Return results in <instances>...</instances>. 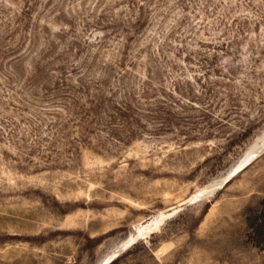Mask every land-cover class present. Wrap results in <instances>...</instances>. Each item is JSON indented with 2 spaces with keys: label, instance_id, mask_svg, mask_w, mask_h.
Wrapping results in <instances>:
<instances>
[{
  "label": "rangeland",
  "instance_id": "1",
  "mask_svg": "<svg viewBox=\"0 0 264 264\" xmlns=\"http://www.w3.org/2000/svg\"><path fill=\"white\" fill-rule=\"evenodd\" d=\"M261 134L264 0H0V264H264Z\"/></svg>",
  "mask_w": 264,
  "mask_h": 264
},
{
  "label": "bare ground",
  "instance_id": "2",
  "mask_svg": "<svg viewBox=\"0 0 264 264\" xmlns=\"http://www.w3.org/2000/svg\"><path fill=\"white\" fill-rule=\"evenodd\" d=\"M263 149H264V134L263 135L261 134L260 136H257V138L251 143L249 148L246 151H244V154L241 156V158L238 160V162L226 174H224L221 178H219L217 180L213 179L214 181L211 184H209L207 186H204V192H207V189L209 187H214L216 185H219V186L226 185L239 170H242L243 168H245L246 165L248 163H250L253 159H255V157ZM232 173H234L232 178L229 179L228 181H226L227 178L229 177V175L232 174ZM224 182H225V184H224ZM191 198L188 199L187 201L188 202L191 201L192 200ZM161 218H163V216H161V217L158 216L157 219L152 220L151 222L144 224L142 229H140V231H144L146 233H150L151 231H153L155 229V227L157 226L156 224L159 222V220H161ZM158 230H159V227H158ZM158 230H156V231H158ZM151 233H153V232H151ZM136 236H137V234H136ZM129 238H130V236H128L126 238V240H124V241H127ZM130 243L131 242H127L126 245H128ZM115 250H116V248L113 249L112 253ZM109 255H111V254H109ZM109 255L102 257L100 260H98L97 264H106V261L109 258Z\"/></svg>",
  "mask_w": 264,
  "mask_h": 264
},
{
  "label": "trees",
  "instance_id": "3",
  "mask_svg": "<svg viewBox=\"0 0 264 264\" xmlns=\"http://www.w3.org/2000/svg\"><path fill=\"white\" fill-rule=\"evenodd\" d=\"M258 212L259 214H254V216L251 217V219H249L250 221L249 225L253 230H255V236H256L255 243L261 248H264V202L261 208L258 210ZM262 218H263V221L262 220L259 221V219H262Z\"/></svg>",
  "mask_w": 264,
  "mask_h": 264
},
{
  "label": "water",
  "instance_id": "4",
  "mask_svg": "<svg viewBox=\"0 0 264 264\" xmlns=\"http://www.w3.org/2000/svg\"><path fill=\"white\" fill-rule=\"evenodd\" d=\"M233 174H234V173L230 174L226 181H228L229 179H231L232 176H233ZM226 181H225V182H226ZM225 182H224V184H225Z\"/></svg>",
  "mask_w": 264,
  "mask_h": 264
}]
</instances>
